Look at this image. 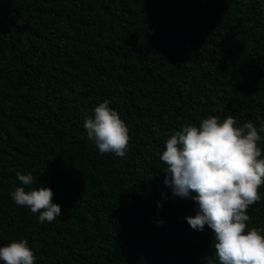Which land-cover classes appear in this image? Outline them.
Instances as JSON below:
<instances>
[{
	"label": "trees",
	"instance_id": "trees-1",
	"mask_svg": "<svg viewBox=\"0 0 264 264\" xmlns=\"http://www.w3.org/2000/svg\"><path fill=\"white\" fill-rule=\"evenodd\" d=\"M105 100L129 131L122 158L84 128ZM210 116L264 125V0H0V247L26 239L35 264H219L159 158ZM17 187L50 188L61 216L39 223ZM259 191L248 229L264 228Z\"/></svg>",
	"mask_w": 264,
	"mask_h": 264
},
{
	"label": "clouds",
	"instance_id": "clouds-1",
	"mask_svg": "<svg viewBox=\"0 0 264 264\" xmlns=\"http://www.w3.org/2000/svg\"><path fill=\"white\" fill-rule=\"evenodd\" d=\"M236 123L232 116L222 122L210 116L198 127L184 126L166 141L159 158L167 166L164 182L173 195L198 204L195 217L186 218L188 224L198 231L207 225L214 232L219 264H264V228L247 227V210L260 201L259 189L264 185V153L259 146L264 125L258 130L251 121L242 127ZM84 128L101 155L125 156L129 131L108 100L94 108V118L86 117ZM17 177L23 185L34 182L31 174L17 173ZM11 196L18 206L39 213V223H52L61 216L50 188L26 191L17 187ZM28 244L25 239L0 247V261L35 264V253Z\"/></svg>",
	"mask_w": 264,
	"mask_h": 264
}]
</instances>
